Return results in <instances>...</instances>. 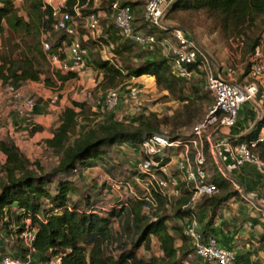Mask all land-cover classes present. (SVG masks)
<instances>
[{
    "label": "trees",
    "instance_id": "obj_1",
    "mask_svg": "<svg viewBox=\"0 0 264 264\" xmlns=\"http://www.w3.org/2000/svg\"><path fill=\"white\" fill-rule=\"evenodd\" d=\"M16 2L25 4L27 20L17 15L14 5ZM174 3L170 12L204 11L218 21L222 33L227 38H244L242 60L254 56L263 42L264 29L259 33L252 30L256 27L257 21L264 16V0H176ZM92 5L93 0H65L67 11L73 13V8L76 7L84 16L90 13L89 9ZM131 10L134 16V8ZM112 14L114 16V13ZM112 20L114 22V17ZM262 23L264 26V20ZM53 24L52 9L44 6L43 0H0L2 45L4 36L12 32H29L35 28L37 35L38 32L43 31L49 36L53 32ZM112 31L111 26L105 30L106 35L102 37L113 44L116 39L112 36ZM132 33L140 36H155L154 33L165 34L157 30H147L141 18L139 25L135 23V19L132 21ZM62 38L64 39L63 35ZM123 39L125 42L119 45L114 53L119 59H122L123 54L131 52V47L126 43H133L145 51H150L155 46L140 45L130 37H123ZM57 47L58 44L53 45V51ZM39 57L42 60L45 59L38 42H35L33 46V53L23 54L18 58H13L11 52L4 54L1 51V85L19 86L30 82L42 83L46 88L52 89L55 86V78L61 84L76 78L75 73L61 75L59 72L53 74L54 80L42 78V72L37 66ZM137 57L139 60L134 66L124 67H118L111 61H94L93 66L102 73L101 84L108 82L107 86L111 88L116 87L122 79L153 77L160 91L168 95L177 93L182 81L171 73L172 57L170 59ZM250 65V62L246 64L243 77L248 74ZM201 91V85L200 88L191 86V95L200 98ZM177 98L182 102L187 100L186 96ZM85 106L83 103L72 102L61 111L58 127L52 132V137L44 142L45 147L58 160L55 167L49 170H45L36 161L31 163L11 140L0 141V152L5 157L0 180V254L25 261L27 264H47L51 261H57L58 264H178V243L183 245L188 240L183 233V223L180 227L169 228L166 225L168 217L158 214V208L167 204L164 199L157 197L158 208L153 211L157 213L154 214V220H151L145 214L144 202L127 199L128 208L111 209L102 213L94 199L88 197L86 193L78 195L76 199L70 198L74 193H78L72 180L73 174L78 169L85 171L89 167L106 165L108 150L118 144H140L145 138L161 134L160 122L155 115L140 119L138 125L134 127L113 117L93 127H86L82 133L77 134V118L85 111ZM261 126V123L258 124L247 137L238 140L237 143L255 139L260 134ZM36 131L38 129H32L31 134ZM177 138L179 137L171 139ZM258 154L260 159L264 160V146L259 148ZM209 169L212 170V175L208 172ZM206 171L210 181L218 189L217 195L206 199L210 210L214 212L219 206L237 196V193L229 191L230 183L215 169L213 170L209 157ZM190 197V189L181 186L179 196L171 201L178 204L175 211L176 217L183 220L192 212L190 209H182V206L188 204ZM196 211L197 207L194 210L195 214ZM123 212L125 227H122L127 232L135 233L137 239L130 248H122L119 254L114 256L110 253V229L114 227L113 225L119 228L118 219ZM26 221L29 222L28 225ZM26 228L35 230L34 251L29 259L19 239ZM202 234L204 238L208 237L203 232ZM6 238L14 243L11 246L5 245ZM153 238L158 242L161 256L138 258L137 251L140 248L146 251L151 250ZM192 250L194 251L193 247Z\"/></svg>",
    "mask_w": 264,
    "mask_h": 264
},
{
    "label": "rangeland",
    "instance_id": "obj_2",
    "mask_svg": "<svg viewBox=\"0 0 264 264\" xmlns=\"http://www.w3.org/2000/svg\"><path fill=\"white\" fill-rule=\"evenodd\" d=\"M114 0H108L101 5L95 3L89 9V14H100V33L91 37L85 31V21L81 18L77 20V34L80 43L87 47L90 56L88 61L78 73L75 79L68 80L61 84L59 81L54 80L53 74L55 71L46 59V55L43 53L41 42L44 39H48L50 44H60L63 40L61 34L51 32L49 36L45 35L43 31H35V28L29 32L19 31L18 33L12 32L4 36L5 40L2 45L0 41V52L4 54L10 53L13 58H18L23 54L33 53V46L35 42L39 43L40 50L45 56V59L38 58V68L42 72V78H50L55 82V86L52 89L46 88L42 83H38L41 87L34 86L31 88V84H20L21 89L30 94L36 103V114L29 121L21 122V125L9 122L7 117L0 113V141L9 139L14 142L21 153L31 162L39 163L45 170H49L57 164V158L45 147V140L52 136V132L59 125L60 113L64 107L70 105L72 102L85 104V111L79 114L76 123V133L80 134L87 127H93L98 123L107 121L111 118H117L127 125L137 126L138 121L142 118L155 115L156 119L160 122V132L170 138L179 137L177 139H188L193 134V129L200 123H202L208 115L209 108L213 106L214 102L212 97L205 91V75L200 74L191 82H182L181 87L175 95H168L166 92L160 91L156 85L154 78L140 77L138 79H122V81L116 87L107 86L108 82L101 84L102 73L97 71L98 69L93 66V62L97 60L111 61L118 67L134 66L140 57H164L170 59L172 57V49L168 44L160 46L159 43L150 50L145 51L141 47L131 43H126L131 47L129 54H123L122 59L116 56L115 49L124 43V39L115 30L113 23V14L110 11V5ZM45 4H50L52 7H58L59 0H43ZM121 5L126 4L131 8H134L135 23L139 25L141 18V9L144 0H119ZM104 4V5H103ZM17 15L27 20V10L25 4L16 2L15 4ZM88 14V15H89ZM84 16V15H82ZM81 16V17H82ZM264 16L260 18L256 27L252 30L255 33L263 31L264 26L262 21ZM164 22L169 27L181 28L186 33L192 35L199 43L202 51L210 58L211 70L216 74V65L220 69H224L225 75L221 74L223 78H227L228 71H235L234 77L236 83L243 82L245 79L244 68L247 63L250 62L251 57H246L242 60L241 52L243 49L244 38H227L221 31L220 25L217 20L210 17L204 11H167L164 15ZM113 27L111 33L116 39L115 43H111L110 40H104L102 35L105 34V30ZM37 27V24H36ZM158 39H170L168 34L154 33ZM264 41V34L262 35ZM171 44V42H170ZM61 75L63 73L59 72ZM247 80V79H246ZM245 84V83H244ZM194 85L200 88L202 91L200 98L195 95H191L190 89ZM130 87H143V92L138 97L136 105L141 106V111L135 113L133 110V102L129 101L124 104L128 89ZM5 86L0 83V93L4 90ZM45 88L47 93H43ZM110 91H117L120 96V105L117 109H104L103 112L97 106L98 102H101L105 95ZM57 92L58 101L53 106L49 104V97L52 93ZM54 95V94H53ZM186 96L185 102L179 101L177 97ZM122 102V103H121ZM19 125V126H18ZM38 129L34 134H31L32 129ZM174 151H169L172 154ZM3 154L0 152V162ZM139 156V152L136 146H132L128 143L118 144L108 150L106 165L100 167H89L85 171L78 169L73 174L72 180H74L75 188L78 193H74L70 196L71 199H76L83 193H86L88 197H92L96 204L104 213L107 210H119L122 204L130 199L128 193L123 194L116 190L112 184L114 182H132L133 176L137 175L136 160ZM171 176L174 175L173 165L169 166ZM173 169V170H172ZM208 172L212 175V170ZM2 178V165L0 164V180ZM157 178H159L157 176ZM161 178V177H160ZM137 195L141 197L144 195V191L141 188L135 187ZM231 189L229 188V191ZM218 194V193H217ZM216 194V195H217ZM203 205H207L206 200L200 202ZM178 204L171 202L165 206H161L158 209V214L168 217L166 221L167 227H180L183 220L176 217L175 211ZM153 211H146V216L154 220L155 213ZM124 212L120 219H118V227L110 229L111 238L109 239L110 248L114 256H117L122 248H130L136 241L137 235L124 230L125 216ZM124 226V227H122ZM5 245L11 246L14 242L9 238L4 241ZM9 243V244H7ZM1 245V236H0ZM152 248L150 251H146L140 248L137 251V256L140 259L148 258L150 256L160 257L161 253L158 249V242L156 239L151 240ZM179 252L177 255L178 264H203L192 250L191 244L186 241L185 244L178 243Z\"/></svg>",
    "mask_w": 264,
    "mask_h": 264
},
{
    "label": "built area",
    "instance_id": "obj_3",
    "mask_svg": "<svg viewBox=\"0 0 264 264\" xmlns=\"http://www.w3.org/2000/svg\"><path fill=\"white\" fill-rule=\"evenodd\" d=\"M175 1L144 0L141 11V20L147 30L165 32L170 39L158 40L154 35L133 34L132 10L128 6H122L119 0H114L110 6V11L114 13V26L120 36L130 37L140 45L151 47L159 43L160 46L164 44L171 46L172 75L182 82H191L198 75L204 74V89L212 97L214 104L209 108L207 118L193 129V134L188 139H171L160 134L145 138L140 144H130L136 146L139 152L135 162L137 175L133 176L131 184L127 181L114 182L112 186L123 194L128 193L130 199L144 202L145 210L148 212L158 208L157 197L169 204L179 196L181 186L188 187L191 197L182 209H190L192 212L183 219V233L193 247L197 258L203 264H237L236 255L232 250L218 246L212 237L204 238L194 210L198 203L218 193V189L210 181L206 171L208 157L216 161L218 151L225 149L228 159L236 167L245 164L255 166L263 164L258 151L261 146H264V132L253 140L237 144L218 140L217 135L235 127L240 106L255 98L264 87V59L257 56V53L251 57L250 69L245 76L247 80L241 87L234 84L235 71L229 70L227 79L214 74L211 70L210 58L202 51L196 39L183 29L169 27L164 22L165 13L170 10ZM93 2L97 3V0ZM44 6L52 9L53 32L63 35L64 39L55 51L50 41L44 39L41 42L43 53L55 71L64 75L77 74L82 68L84 69L90 56L88 48L78 40L77 19L81 18L85 21L84 29L93 38L100 33V14L91 13L82 16L76 7L73 8V13H70L65 9V0H59L57 8L49 3H44ZM143 89V87H130L124 100L126 105L129 101L133 102L135 113L141 111V106L136 105V102ZM49 99L50 106L56 104L57 92L52 93ZM35 105L30 94H26L18 85H6L0 93V113L9 117L14 124L21 125V122L32 119ZM119 105L120 96L117 91L108 92L102 101L97 103L101 112L104 109H117ZM172 150L174 152L169 154ZM170 165L174 168L173 176L168 175ZM134 186L145 190L142 197L137 195ZM236 190H239V187H236ZM122 207L128 208V203H123ZM26 224L28 225L29 222L26 221ZM19 239L29 259L34 251L35 230L26 228ZM0 264L27 263L6 254H0ZM47 264H58V262L51 261Z\"/></svg>",
    "mask_w": 264,
    "mask_h": 264
},
{
    "label": "crops",
    "instance_id": "obj_4",
    "mask_svg": "<svg viewBox=\"0 0 264 264\" xmlns=\"http://www.w3.org/2000/svg\"><path fill=\"white\" fill-rule=\"evenodd\" d=\"M107 1L97 0V4L101 5ZM257 54L264 59V41ZM215 67L216 75H225L224 69H220L216 63ZM150 79L153 80V77ZM245 82L243 79V82L234 84L241 87ZM30 84L31 88L41 87L38 83ZM45 90L43 88V93H47ZM7 119L10 122V118ZM260 123V133H263L264 87L255 98L240 106L235 127L219 133L217 139L237 144L238 140L247 137ZM262 161L261 166L245 164L236 167L228 159L227 151L220 149L216 161L211 159V166L230 183V189L235 191L237 196L219 206L214 212L210 210L209 204L198 203L196 206L200 230L208 237L214 238L218 246L232 250L236 255L237 264H264V160ZM4 163L5 157L2 156L0 164L3 166ZM236 187H239V190H236Z\"/></svg>",
    "mask_w": 264,
    "mask_h": 264
},
{
    "label": "water",
    "instance_id": "obj_5",
    "mask_svg": "<svg viewBox=\"0 0 264 264\" xmlns=\"http://www.w3.org/2000/svg\"><path fill=\"white\" fill-rule=\"evenodd\" d=\"M174 4H175V3H174ZM174 4H173V5H174ZM173 5H172V6H173Z\"/></svg>",
    "mask_w": 264,
    "mask_h": 264
}]
</instances>
